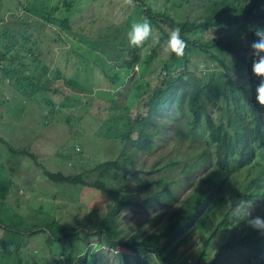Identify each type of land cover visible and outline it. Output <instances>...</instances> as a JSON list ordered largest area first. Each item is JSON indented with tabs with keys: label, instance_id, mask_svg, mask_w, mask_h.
Here are the masks:
<instances>
[{
	"label": "trees",
	"instance_id": "obj_1",
	"mask_svg": "<svg viewBox=\"0 0 264 264\" xmlns=\"http://www.w3.org/2000/svg\"><path fill=\"white\" fill-rule=\"evenodd\" d=\"M72 7L73 4L69 3L71 14L76 10ZM134 8L143 11L142 20L147 18L160 38L152 46L149 60L138 57V49L131 46L115 53L117 59L124 60L122 70L131 73L134 66L139 65V77H133L129 84L115 92L113 101L109 100L111 103L108 104L114 111L120 112L118 120L121 122L120 130L109 138L130 143V154L124 153L126 159L122 164L115 160L94 167L90 173L97 178L92 181H88L84 173L64 175L43 171L50 182L96 190L104 199V204L106 199H110L106 204L107 213L97 222L95 229L89 227L88 222L84 224L99 236L98 245L91 251L84 245L78 246L80 233L75 222L69 226L54 219L44 220L46 223L43 226L39 225L41 220L36 224L27 223L21 215L23 204L16 199L7 202L10 190H5L8 189L6 187L0 192L1 261L6 262L5 258L10 254L17 256L16 264H22L20 255L24 245L29 237L40 235L49 247L60 244L61 240L71 244L75 239L77 252L75 256L69 253L66 258L69 264H264V235L249 228L245 221L234 222L224 207L225 194H230L233 200L251 201L253 216L264 215V133L261 130L264 127V109L255 101L257 80L251 73L248 47L255 39L248 26L264 27V0H134ZM34 10L35 13H43L41 7ZM26 15L32 16V13H25L20 20ZM48 21L55 23L57 19L48 18L46 23ZM70 21L62 20L60 29L70 32ZM175 28L181 29V38L187 44L184 55L177 57L167 52L168 56L161 59V45L164 40L168 41L170 32ZM118 30L119 35L125 31L121 27ZM17 32L25 33V30L18 29ZM120 38L125 41L124 37ZM17 43L18 40L13 46ZM9 45L10 41L6 44L7 48ZM119 45L123 46L122 43L106 46L109 50H117ZM13 48L11 51L21 54L20 47ZM199 58L203 59L205 70L201 77H196L190 67ZM0 61V71L25 95L39 96L50 90L48 82L40 83L25 76L15 59L4 55ZM154 62L160 67L157 64L153 66L151 73H159L153 81L148 71ZM233 70L239 80H233ZM99 75L106 82L113 81L108 83L111 90L114 89L117 75L115 78L105 75L101 69ZM49 105L52 109L57 106L56 103ZM63 105L64 102L57 108L61 110ZM171 105L181 114V119L174 124L176 135L180 138V129L186 126L188 138L194 137V131L199 128L209 140V145L213 146L215 159L207 161V164L215 162L216 165L191 183L190 192L179 200L176 209L165 216L161 227L149 233L140 231L119 235L116 228L121 210L130 207L149 209L161 200L168 204L176 200L173 199L174 182H168L163 174L157 179L138 181L140 193L149 192L141 202L132 200L130 191L117 186L119 183L126 185L127 173L124 176L120 173L129 168L133 155L147 145L146 151L150 152L152 138L160 130H153L154 118L157 119L160 113L165 114ZM134 110L136 117L132 119L130 116ZM133 134L137 136L135 140H131ZM0 142L8 152H14L7 140L0 138ZM171 163L176 162L170 159L168 164ZM140 172L137 170L136 174ZM232 183L235 186H231ZM4 208L9 209L3 211ZM99 211L103 212L98 204ZM218 216L221 219L210 235L203 234L206 224ZM158 218L154 217L151 223H156ZM208 249L214 250L210 261L205 258ZM107 254L112 256L110 261Z\"/></svg>",
	"mask_w": 264,
	"mask_h": 264
},
{
	"label": "rangeland",
	"instance_id": "obj_2",
	"mask_svg": "<svg viewBox=\"0 0 264 264\" xmlns=\"http://www.w3.org/2000/svg\"><path fill=\"white\" fill-rule=\"evenodd\" d=\"M69 3L76 8L73 14L68 8ZM36 7L43 8V15L35 13ZM140 11L134 8V4L125 5L123 0H2L0 4V58L7 55L15 59L25 76L40 83L48 82L50 86L49 91L39 96H27L0 71V138L7 140L14 150L8 152L0 142V192L7 187L5 190H10L7 202L16 199L23 204L21 215L27 223L36 224L41 220L39 225L43 226L44 220L54 219L69 226L75 222L80 233L78 246L84 245L89 251L98 245L99 236L84 224L88 222L89 227L95 229L97 222L106 215V204L110 199L104 204L96 190L50 182L43 171L64 175L84 173L87 180L92 181L97 178L90 173L94 167L115 160L122 164L126 159L124 153L130 154V143L109 138L120 130L121 122L118 120L120 112L108 104L111 103L109 100L113 101L115 92L138 76L139 65L128 73L122 70L124 60L117 59L115 53L130 46L127 32L133 23L142 22L144 13ZM185 12L191 15L188 10ZM25 13H32V16L26 15L21 21ZM48 18L57 19V22L46 23ZM65 19L71 20L68 23L70 32L60 29V22ZM118 27L125 30L121 35ZM18 29L25 30L26 34L17 32ZM120 37H124V43ZM158 38L152 29L151 37L143 47L137 48L138 57L149 60L150 50L158 43ZM16 40L21 54L11 51ZM94 42L99 45L95 46ZM118 43L123 46L119 45L117 50H109L106 46ZM166 43L164 40L160 48L161 59L168 56ZM156 64L153 63L148 73ZM157 66L159 68L160 64ZM100 69L105 75L118 76L114 89L109 86L113 81L108 83L100 78ZM190 70L195 71L196 77H201L205 70L203 59L199 58ZM148 76L154 81L159 73L152 72ZM46 100L49 104L60 106L64 102V105L61 110L57 106L52 109ZM135 117L134 110L130 118ZM113 118L116 119L112 121ZM180 119L181 114L174 105L157 117L156 125H162L163 129L155 128L160 137L153 139V149L149 153L146 150L136 152L129 168L120 173L121 176L127 173L126 185L117 184L131 192L132 200L141 202L149 192L140 193L138 181L157 179L163 174L168 182H174L173 199L176 200L172 204L161 200L149 209L130 207L121 210L116 228L119 235L140 231L149 233L161 227L165 216L177 208L191 183L205 174L204 163L215 159L213 146L199 128L194 131V137L188 138L185 126L180 129L179 140L172 138L174 124ZM261 130L264 133V127ZM135 138L133 134L131 140ZM203 153L205 155L200 159ZM259 156L262 157L261 152ZM170 159L176 163L168 164ZM137 170L141 172L136 174ZM98 204L103 212H97ZM157 216L158 221L151 223ZM220 219L221 216L214 221L209 219L202 233L210 235ZM77 243L75 239L71 244L61 240L60 244L49 247L44 244L42 236H32L22 249L20 261L22 264H69L66 258L70 252L75 256ZM213 252V249L207 250L206 261L212 259ZM9 255L6 262L0 258V264H16L17 256ZM107 257L109 261L112 259L110 254Z\"/></svg>",
	"mask_w": 264,
	"mask_h": 264
},
{
	"label": "clouds",
	"instance_id": "obj_3",
	"mask_svg": "<svg viewBox=\"0 0 264 264\" xmlns=\"http://www.w3.org/2000/svg\"><path fill=\"white\" fill-rule=\"evenodd\" d=\"M123 2L125 5L129 6L134 4V0H123ZM248 28L255 36V39H253L248 45L251 53V73L253 78L257 80L255 85V101L261 109H264V27L249 25ZM151 35V23L147 18H144L142 22H136L131 25L130 30L127 32L128 43L131 47L141 48ZM186 47V42L181 38V29L175 28L172 30L166 43L165 51L169 54H174L177 57H182ZM232 78L233 80H239L235 70L232 72ZM245 87L248 88L250 86L245 85ZM160 115H162V113L157 116ZM155 128L161 130L162 125H156V119L154 118L153 130H157ZM158 134L152 138V149L154 147L153 139L160 137ZM134 135L137 137L136 134ZM172 138L176 140L180 139L178 135H176L175 131L172 133ZM146 147L144 150H146ZM215 165V162H211V164H207L206 162L204 166L206 171H210ZM190 190L191 187L187 193H189ZM224 200V207L228 210L227 212L234 222L245 221L249 228L259 232L261 235H264V215H252L253 203L251 201L245 199L233 200L230 194H225ZM62 264H66V262H62Z\"/></svg>",
	"mask_w": 264,
	"mask_h": 264
}]
</instances>
